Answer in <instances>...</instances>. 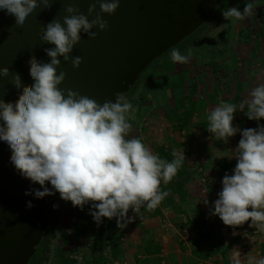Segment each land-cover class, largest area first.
Instances as JSON below:
<instances>
[{
	"label": "clouds",
	"instance_id": "1",
	"mask_svg": "<svg viewBox=\"0 0 264 264\" xmlns=\"http://www.w3.org/2000/svg\"><path fill=\"white\" fill-rule=\"evenodd\" d=\"M52 2L0 0V10L14 16L15 25L22 27L37 8L42 5L49 9ZM96 2L99 11L96 3H92L87 14L80 12L75 2L66 3L64 11L71 14L63 17L66 27L53 20L42 28L41 42L54 48L45 49L50 63L41 64L35 56L30 57L29 75L34 81L31 86L23 85L18 73L0 67V77L11 76L13 87L22 89L15 103L0 99V118L4 122L0 126V140L9 145L10 160L17 172L42 188L27 190L26 196L41 199L53 195L54 189L73 206L83 208L92 201L90 214L97 226L102 217L109 220L116 217L117 227L122 229L133 219L127 215L130 208L139 212L146 205L148 211H153L161 204L169 195L161 191V181L171 182L186 158L183 152L173 151L174 159L167 162L153 154L140 139H126L135 110L122 93H115V102L105 100L98 104L78 91L57 87L66 76L62 70L57 75L61 64L58 57L65 62L71 60L73 68H78L82 57H70V53L80 42L81 32L95 38L97 32L93 28L106 31L109 25L102 14H114L120 5V0ZM222 15L242 21L254 15V4L246 3L243 12L230 7ZM90 16L93 18L89 19ZM191 55V51L182 55L175 48L170 54L177 64H187ZM249 95L250 99L243 100L239 109L221 101L207 116V130L218 140L227 143L229 137L241 132L234 152L237 163L233 174H225L222 179V191L214 201L212 214L233 227L251 218L249 226L264 232V127L241 130L232 126L233 113L244 111L245 107L249 120L264 118V83L253 88ZM46 181L52 189L45 187ZM204 203H208L207 199ZM26 206L31 208L33 204L28 201ZM57 207L53 205L54 209ZM240 255L236 250L233 264H242ZM247 264H264V257L250 256Z\"/></svg>",
	"mask_w": 264,
	"mask_h": 264
},
{
	"label": "water",
	"instance_id": "2",
	"mask_svg": "<svg viewBox=\"0 0 264 264\" xmlns=\"http://www.w3.org/2000/svg\"><path fill=\"white\" fill-rule=\"evenodd\" d=\"M221 1L120 0L114 14H102L109 25L106 31L93 28L95 38L81 32L80 42L70 53V57H82L78 68H73L71 60L65 62L58 57L61 64L57 75L62 70L66 76L57 87L78 91L98 104L115 102V93L125 95L152 61L204 24ZM71 2L84 14L92 3L99 11L96 0H53L51 8L41 5L18 27L14 16L0 10V67L18 73L22 84L31 86L34 81L29 75L30 57L35 56L41 64L50 63L45 49L54 48L41 42V30L53 20L66 27L63 17L71 14L64 7ZM20 91L13 87L11 76L0 77V99L15 103ZM3 124L0 118V126ZM10 156L9 145L0 140V264H27L60 194L46 181L45 187L52 189L53 195L41 199L26 196L25 191L42 188L22 177ZM28 201L33 207L26 206Z\"/></svg>",
	"mask_w": 264,
	"mask_h": 264
},
{
	"label": "rangeland",
	"instance_id": "3",
	"mask_svg": "<svg viewBox=\"0 0 264 264\" xmlns=\"http://www.w3.org/2000/svg\"><path fill=\"white\" fill-rule=\"evenodd\" d=\"M245 4L246 0L228 2L223 9L218 8L216 10L217 14L213 17V21L207 20L208 22L206 21L188 36L191 37L188 41L185 42L187 37L179 42L181 44L175 49H179L182 55H187L189 51L192 53L187 64L174 63L171 60V52L162 57L169 67V69L167 66L163 68L164 72L167 71V83L162 81L160 69L156 63L149 64L137 79L131 93L126 97L135 110L134 119H130L129 123H136L138 127L142 126V128H151L152 135L149 134L148 137L143 138L147 140L144 144L153 154L159 156L158 150L161 146L170 153L177 151L184 154L186 151L183 144L186 140L193 141L208 136L198 129V123L207 120L210 111L218 106L221 101L235 104L239 109V104L234 100L233 102L228 100V97L224 95L225 66L223 61L230 60L227 57V52L235 43L246 42V39L252 38L253 35L249 36L247 33L248 26H256L260 22L254 16L251 20L245 18L242 21H236L234 18L226 19L222 12L230 7H236L243 12ZM239 25L243 27L237 29ZM174 47L171 48L174 49ZM171 48L170 50H172ZM192 102L195 103L193 119L184 130H179L177 128L180 124L178 118L190 107ZM246 111L247 108L245 107L244 111L237 110L234 112L232 123H235L237 118H240ZM146 124L147 126H145ZM153 132L157 134L153 135ZM204 132L208 131L204 130ZM137 134L134 136L129 132L127 137L128 139L130 137L138 138L143 142L138 131ZM236 134L241 135V132L238 131ZM197 143L191 145L193 151H190L189 156L193 158V162H189L188 173L191 176L185 180L183 187L185 193L187 191L190 197L198 196L192 191V185L198 181L197 185L206 186L208 178V180L212 179L210 181L212 185L209 187H214L217 192L213 196L218 195L223 178L222 175L218 174L219 169H216L215 162L220 159V154H213V151L206 147L203 149L206 155L209 151L211 153L207 155L205 163L198 166L194 161L196 156L194 146ZM215 150L217 153L218 148ZM207 171H214V175L208 176ZM161 185L164 186L163 181H161ZM178 201L179 199L175 196L169 204L173 206ZM178 211L182 212L181 210L176 212ZM95 224V221L86 222L83 234L77 236L74 216L65 213L64 205L60 206L48 233L46 246L42 248L43 253H40L38 257L39 250L37 249L27 264L34 262V264H113L114 260L108 254L105 255L103 249L96 251L91 248L92 228Z\"/></svg>",
	"mask_w": 264,
	"mask_h": 264
},
{
	"label": "crops",
	"instance_id": "4",
	"mask_svg": "<svg viewBox=\"0 0 264 264\" xmlns=\"http://www.w3.org/2000/svg\"><path fill=\"white\" fill-rule=\"evenodd\" d=\"M248 2L254 4L253 16L260 24L248 26L247 33L249 36L253 35L252 38L246 39V42L235 43L227 52L230 60L223 61L224 95L237 104L250 99L251 90L264 83V0H246V3ZM252 17L246 18L251 20ZM241 27L243 26L239 25L237 29ZM136 127V123L131 124L130 132L134 136L138 135L137 131L142 138L152 135L151 128L140 126L136 130ZM199 130L208 136L193 141L186 140L183 144L186 151L184 156L189 166L193 162V158L189 156L190 151H193L191 145L196 142L198 143L194 146V161L198 166L205 163L211 151L213 154H220V159L216 162L237 160L234 152L241 135L235 134L225 143L216 139L209 131ZM144 138L143 143L147 141ZM206 147L211 150L207 155L203 151ZM214 171H207V175L213 176ZM218 174L222 175V178L225 176L220 169ZM232 174L233 172L227 173ZM210 181L212 179L207 178L206 186H199L196 181V184L192 185V191L198 196L190 197L186 191V200L162 208L159 216L150 217L142 213L143 206L139 212H133L130 208L127 215L133 219L126 227L120 228L116 255L112 256L107 244L104 245L103 253L114 260L113 264H233L232 258L236 250L241 254L242 264H247L250 256L257 259L264 257V232L249 226L251 218L244 224L233 227L225 225L218 215L212 214L214 201L219 196H213L217 192L214 187H209L212 185ZM222 187L223 185L219 187V191H222ZM205 199L207 204L204 203ZM248 210L251 211V207Z\"/></svg>",
	"mask_w": 264,
	"mask_h": 264
},
{
	"label": "trees",
	"instance_id": "5",
	"mask_svg": "<svg viewBox=\"0 0 264 264\" xmlns=\"http://www.w3.org/2000/svg\"><path fill=\"white\" fill-rule=\"evenodd\" d=\"M230 1H232V0H222L216 10H218V8L220 10L223 9V7ZM216 10L209 17V19H208L209 22L214 20L213 17H215V15L217 14ZM190 38L188 37V39H185V42L188 41ZM179 44H181V43H178L177 45H175L174 48L179 46ZM171 51L172 50L169 49L168 51L163 53L161 56H159L158 59H155L154 61H152V63H150L151 65L153 63L157 64L158 69H160V77L164 83L168 82L167 75H166L167 71L164 72V69H163L164 67L167 66V63H166V60H164V58L162 59V57L167 56ZM167 69H169L168 66H167ZM135 84H136V82L129 89V91L124 95L125 97H127L131 93ZM194 111H195V103L192 102L190 107L188 109H186L178 118V121H180V124H178L177 128L179 130H184L188 126V123L192 121ZM208 124H209L208 119L202 120L198 123L197 127L201 130H207ZM263 124H264V118H261L259 121L249 120L247 118V116L245 114H243L240 118H237L235 123H232V126L243 130V129H247V128L256 129V127H258V125L262 126ZM158 151L160 154L159 157L161 159H163L167 162H171L174 159L172 153L166 151L163 147H160ZM236 163H237V160L218 161L215 163V166L218 169H220V171L222 173L227 174V173L233 172ZM188 169H189V165H188L187 161L185 160L182 167L178 170L177 175L172 179V181L169 182L168 184H164V186H162V185L160 186L161 191H167L169 193V195L153 211H148L146 208V205H144L142 208V213H144L150 217L159 216L161 214V209L168 207V205H170L169 203L171 201H173V197L176 196L179 199V201L186 200V193H185V189L183 187H184L185 180H187L188 177L191 176L188 173ZM93 203L94 202L89 201L88 203L83 205V208H81L79 206H73V204L70 200L65 201V200L59 198L57 203L55 204V205H58V207L55 209L53 208V210H52V212L48 218L47 225L45 227L44 233L42 234L40 242L38 243V245L35 248L34 255H35L37 249L39 250L38 257L40 255V253H43L42 248L43 247L45 248V246H46L45 243H46L47 238H48V233L51 230V227H52L53 221H54V217H55L56 212L60 206L64 205L65 213H68V214H71L74 216V225H75L76 235L81 236L84 232L85 223L94 221L93 217L90 214V209H91ZM92 210L95 211V209H92ZM120 234H121V230H120V228L117 227L116 217H113L111 220H109L106 217H102L101 223L99 224V226H97V223H96L95 226L92 228L91 248H94V250H96V251H102V249L104 248V245L107 244V245H109V249L111 251L112 256H115L117 251H118L117 242L120 238Z\"/></svg>",
	"mask_w": 264,
	"mask_h": 264
}]
</instances>
